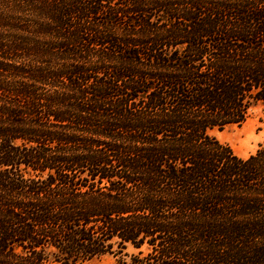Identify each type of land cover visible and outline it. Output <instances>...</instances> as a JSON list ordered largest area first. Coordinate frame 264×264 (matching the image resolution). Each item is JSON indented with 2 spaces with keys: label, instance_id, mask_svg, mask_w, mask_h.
Here are the masks:
<instances>
[{
  "label": "trees",
  "instance_id": "1",
  "mask_svg": "<svg viewBox=\"0 0 264 264\" xmlns=\"http://www.w3.org/2000/svg\"><path fill=\"white\" fill-rule=\"evenodd\" d=\"M259 105L264 0H0V264H264Z\"/></svg>",
  "mask_w": 264,
  "mask_h": 264
},
{
  "label": "rangeland",
  "instance_id": "2",
  "mask_svg": "<svg viewBox=\"0 0 264 264\" xmlns=\"http://www.w3.org/2000/svg\"><path fill=\"white\" fill-rule=\"evenodd\" d=\"M262 120H264V106L259 105L253 110L251 118L242 126L233 125L223 131L214 130L211 134L222 143L229 145L238 156L248 158L264 143ZM116 261L117 258L114 256L105 255L83 264H116Z\"/></svg>",
  "mask_w": 264,
  "mask_h": 264
}]
</instances>
